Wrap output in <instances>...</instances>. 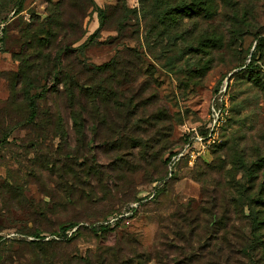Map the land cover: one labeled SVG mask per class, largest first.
Returning a JSON list of instances; mask_svg holds the SVG:
<instances>
[{
    "label": "rangeland",
    "instance_id": "374dc122",
    "mask_svg": "<svg viewBox=\"0 0 264 264\" xmlns=\"http://www.w3.org/2000/svg\"><path fill=\"white\" fill-rule=\"evenodd\" d=\"M95 2L106 14L102 27L90 0H0V264H67L100 247L135 241L149 249L161 222L182 206L205 207L218 196L221 208L249 215L245 202L264 197V0H231L229 7L220 2L210 20L185 19L180 3L186 2L179 0ZM49 33L65 48L61 61L41 55L43 34ZM131 50L140 54L141 63L132 59L141 64L139 73L174 116L175 143L153 180L130 177L125 189L114 181L104 190L76 185L65 174L71 163L79 166L92 156L107 164L108 157L95 146L90 154L73 136L67 140L29 125L30 98L45 108L39 97L44 85L59 83L60 63L68 74L71 58L101 67L126 63ZM27 84L36 86L29 96ZM225 87L232 118L224 143L165 184V161L181 145V127L204 121L212 98ZM235 199L241 203L234 205ZM251 207L263 219L264 206ZM241 225L251 240L250 217ZM36 234L45 240L37 241ZM251 257L246 264L255 262Z\"/></svg>",
    "mask_w": 264,
    "mask_h": 264
},
{
    "label": "trees",
    "instance_id": "16d2710c",
    "mask_svg": "<svg viewBox=\"0 0 264 264\" xmlns=\"http://www.w3.org/2000/svg\"><path fill=\"white\" fill-rule=\"evenodd\" d=\"M180 1L186 2L180 3V7L184 5L180 12L185 11L187 14L185 19L198 17L202 20L218 16L220 2L226 4V7L232 4L231 0ZM90 3L99 12L102 27L106 18L105 11L96 5L95 0H90ZM168 14H165V19ZM97 33L90 39L94 40ZM43 37L46 42L41 55L52 61L54 58L61 61L65 48L59 44L55 45L58 35L56 37L54 33H49L43 34ZM80 40L79 37L75 38L73 43L76 44ZM56 50L58 54L54 57L53 52ZM70 51L72 54L69 57H72L77 49ZM252 57L254 58V55ZM129 58L126 63L114 62L101 67H89L78 57L71 58L68 60V74H64L60 63L56 73L59 83L51 87L44 85L39 97L45 100L44 109L40 110L36 96L28 100L31 112L27 123L33 128H40L42 132L52 130L57 136H67V140L73 136L75 143L88 148L90 154L96 152L91 148L95 146L108 157L107 164H99L92 156H83L82 158H86L82 165L71 163L70 170L65 174L73 176L72 182L76 185L83 183L92 187L98 184L104 190L107 189L105 185L108 181H114L121 184L118 185L119 189L122 185L125 189L130 177L134 179L142 174L153 180L155 175L161 174L163 159L175 143L174 116L164 102L160 101L157 92L151 89L150 81L139 73L142 66L132 59L141 63L140 54L131 50ZM60 76L63 79L60 80ZM34 88L36 86L27 84L24 94L29 96ZM148 91V97L144 98ZM49 94L51 99H48ZM231 118L232 113L223 131V143ZM69 122H72L71 126ZM180 138L181 145L172 150L165 161L168 169L165 184L174 180L180 171L188 166L187 161L183 160L172 178L167 179L170 158L185 143L184 137ZM4 143L0 141V147ZM216 147L211 150V155ZM254 166L256 165L252 164V167ZM252 167L248 170L252 171ZM151 172L153 173L149 174ZM209 173L206 171L202 176L208 177ZM239 199L242 200V197ZM221 200L222 198L213 196L212 201L205 207L202 205L195 208L192 203L180 207L166 222H161L155 242L149 249L144 248L138 241L127 242L123 245L100 247L96 253H90L85 258L73 257L66 263L246 264L252 256V262L255 261L253 264H264V258L263 262L255 260L258 256L264 257V217L262 219L260 211L251 207L253 204L264 206V197L247 199L250 202L243 198L246 207H249V215L242 209L232 212L230 209L221 208ZM241 200L235 199L232 203L239 205ZM119 201L122 204L129 202L126 199ZM248 217L253 229L251 240L247 239L246 230L241 225ZM35 239L45 240L40 234H36Z\"/></svg>",
    "mask_w": 264,
    "mask_h": 264
},
{
    "label": "built area",
    "instance_id": "2783aa9c",
    "mask_svg": "<svg viewBox=\"0 0 264 264\" xmlns=\"http://www.w3.org/2000/svg\"><path fill=\"white\" fill-rule=\"evenodd\" d=\"M226 92L227 87L212 98L208 115L204 121L181 127V136L184 137L185 143L170 158L167 179L172 178L183 160L187 161L188 166L193 167L198 161L206 159L214 147L223 143V131L231 116V103Z\"/></svg>",
    "mask_w": 264,
    "mask_h": 264
}]
</instances>
